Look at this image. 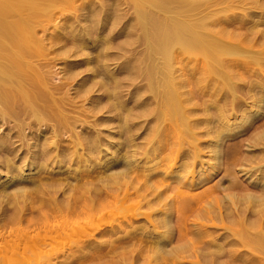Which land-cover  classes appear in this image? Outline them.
<instances>
[{
    "label": "bare ground",
    "instance_id": "1",
    "mask_svg": "<svg viewBox=\"0 0 264 264\" xmlns=\"http://www.w3.org/2000/svg\"><path fill=\"white\" fill-rule=\"evenodd\" d=\"M76 1L0 0V125H5L8 129L6 132L2 131L3 133H0V172L2 173V170H4L6 174L11 176V179L8 178L9 181L6 180L0 184V264H23L26 260L28 263L30 251L33 250L35 253V251H39L41 248V251H44L49 246H51L52 252L48 253L46 250L45 257L41 256L45 258L48 264L54 258L53 256L58 253L62 254L64 259L53 264H86V262L90 264H136L138 262L137 264H140L142 262L141 260L143 262L146 261V264H234L239 260V255L232 258L231 261L230 258L226 260V256H228L227 252L229 251L224 247L227 248V246H225V243L224 246L218 243L220 239L226 240L228 236L233 237L227 242L228 246L237 244H241L244 247L245 245L247 247L250 246L254 248L253 251L255 253L259 252L258 255L260 256L261 254L263 259L264 223L260 221L259 214H262L264 211V128L259 130L257 127L259 131L256 132L255 137L253 136V142L249 145V148L251 147L253 150L255 146H259L260 158L258 157V161L252 158L256 164L254 161L252 163L250 159H247V167L239 170L235 166L229 168L227 165L228 169L226 170L228 172L225 170L227 172L225 174L229 178L227 186L221 188L223 186L217 184L215 186L214 184L219 191L223 189V191L225 189L227 191L228 189L235 190L237 188L240 190L242 188L244 192L243 187L239 185L238 178H236V172L238 170V172L241 171L245 174L249 173L250 177L255 175L258 178L259 181L256 179V183L259 187H257L258 191H256L259 194L257 192H255L256 195L245 192L243 197L238 194L241 197L239 199L236 195H232V192L229 194L225 193L223 195L225 201L222 204L219 201L221 198L220 195V198L218 197V203L214 201V203L209 204L210 200H214V198H211L209 202L208 199L204 202L203 200L206 199L204 198L206 195L202 193L203 195L201 196L191 195L192 198L189 196L190 200L188 199L189 202L185 206L183 204L184 190L181 187L175 190L178 191L175 193L176 200L181 199L176 207L172 204L167 207L168 203H164L163 206L161 205V211L157 214H160L159 217L153 218L152 216H148L142 222H140L141 220H137L140 222V225L135 226V224L134 227L132 226L127 231L124 237L116 238H113L112 234L116 233L118 224L126 221L124 219L123 221L119 220L114 225L112 223L118 220V214V216L116 215V219L112 220L107 217H98L96 214L97 211L98 213L100 211L101 215V208L112 203V201L108 203L110 200H107L105 201L107 202L105 205L104 200L106 198H111L112 194H120L122 190H125L128 194L130 188H135V183L138 185L139 181L137 180L140 179L142 173L146 174V176L151 175L152 172H146L147 170L142 171L141 168L137 167L138 164L136 165V161L145 160V164L152 158L156 159L160 157V162H162L170 157L166 162L168 163L176 160L178 156L179 158L181 156H187V161H181L182 163L178 166L181 170L176 175L180 177L184 172L185 174L189 173L191 175L184 186L188 183L191 186H194L200 181L202 183L204 178L207 179L212 175L211 171L214 172L220 169L224 159L222 152L224 149L221 148V140L226 136H230V131H236L237 128H243L246 123H250L251 118L256 116L259 109L261 107L264 108L262 104L264 102V86H259V84L255 85L252 82L245 85H240L239 83L240 86H237L235 81L238 78L239 70L242 68H244L243 70H247L252 64H260L262 66L260 67V72L262 71L264 73V44L260 43L261 40L264 42V30L257 28L258 21L255 22L256 20L252 25H249V21L257 14L264 16V0H122L123 3L127 4V7L132 8L131 12H129V9L125 11V15L129 14L130 16L124 23V29L132 28L127 32V35H136L137 37L132 41L131 45H135L138 42L139 46L142 42L140 46L144 51V57L141 56L140 63L136 61L138 63V70L136 71L147 74L150 77L149 86H141V89H143V92L151 95L146 96L141 101L140 97L135 100L136 108L139 107L140 111L145 110L142 111V114L136 110L137 115L135 113L130 118L136 116V118H140V116L142 118L145 116L146 110H149L147 107L151 103H155V108H152V106L149 108L153 109L150 111L155 113L156 116V118H151V121L153 120L157 124L153 129L148 128L149 130L143 138V142H138V134L135 137V133L130 132L132 129L133 131L135 129L133 127L134 123L132 125H129L131 123L130 121V123H127V119H130L128 117L129 111H127L128 115L126 117L124 116L125 121L120 125V131L122 130V133L126 134V138L122 140V143L123 147L125 145V148L128 149L121 155L115 150L113 151V154L116 153L115 156L111 160H105L108 162H105L106 165L111 162L120 161V174H115L116 172L113 170L115 173L109 176L101 175L104 172L101 173L98 171L97 168L99 165L94 170H91L90 173L86 172L85 169H79L84 162H93L94 156H100V153L107 151L104 147H107V144L111 142H109L110 140L106 141V135L102 137L103 131L101 126L104 122L103 118H96L92 123H84L83 120V122L81 121L79 107H75V104L77 105V98L74 96V103L73 97L71 98L68 95V89L67 92L64 90L66 86L64 87L63 80L61 83L53 80L52 68L45 53L44 40L37 34V28L41 27L44 20L50 17L53 9H62L64 7L73 8ZM212 1L218 7L215 10H208V4ZM203 2H206L207 5H203ZM87 3L83 1V3L78 6L75 5L74 7L76 9L80 7L86 9L85 7H89L88 5H95L91 0L88 5ZM102 6H106V3ZM238 6L243 8V14L242 12L240 13L242 14L240 15L241 17H238L239 14L237 15L236 12ZM101 10L104 11V8ZM91 12L94 13L92 16H95L97 13V11H92V9ZM115 14L118 13L115 12ZM118 18L115 19L117 20ZM103 23H101L100 27H95L94 23L90 27L91 29H96V31H102L105 28V24ZM114 24H116V21ZM239 29L244 30L240 31ZM114 32L111 30L108 38L99 37L96 39L90 35L88 36L89 38L82 40L77 35H73L72 39L66 35L67 38L65 40L72 44L69 51H72V48L83 49V47L93 50L100 46L102 47L104 44H110L114 40V36L118 35V32ZM256 46L260 48L256 49ZM136 47H133V49ZM110 54L104 52L97 56H88L78 63L90 65L95 62V66L93 68L90 67L88 70L92 71L91 74L95 76L104 75L108 72L106 62L111 56H115V54ZM183 54L203 57L204 73L211 74V76L213 74V77H218L222 81L219 83L221 86L220 89L223 91L221 92L220 98L205 101L203 104L204 108H209V110L211 108L215 109L219 108L221 103L225 101L229 102L230 104L226 103L225 105H230L233 115L238 112L242 113H240L241 118H239V121H235V124H232L229 122L230 120H224L228 118V114L224 116V113H227L230 109L224 112L221 108L218 109L219 113L217 114H212L214 111H212V115L205 113L207 114V118H202L200 122H196V119L192 118L195 116L193 114H195L196 109L189 107L190 100L184 97L186 86L175 76L177 69L175 64L178 63L177 57L179 58ZM70 77L71 75L68 76V78ZM97 84L102 85L100 82H97ZM84 87L79 86L78 89L76 88V94L80 96V93L87 94L88 91L89 93L92 91L90 90L92 89L91 86L89 88L87 86L86 88L88 89H83ZM107 92L109 91L104 90L106 95ZM116 92L114 91V95L111 96L113 101L106 96L112 102L111 104L109 100V103L107 102L109 104L108 108H111V110L113 107L116 109L119 106ZM241 94L242 96H252V104H249L250 106L244 103L242 99H246L247 97L243 96L244 98H241ZM249 96L248 98H250ZM222 100L225 101L223 102ZM220 101L221 103L219 104ZM100 103L101 101H99ZM94 108L90 110H94ZM251 108L255 110L252 114ZM117 109L116 113L120 112L119 114L121 116V112L123 111L119 109L118 111ZM90 110L88 109L87 112ZM94 111L91 112L93 114L99 112L98 110L96 112ZM117 115L115 116L117 117ZM148 115H150V112ZM77 123H80V129H78ZM201 124L206 128H203L208 134H205L206 137L209 136L205 142L207 144L205 146L211 147L213 162L209 163L208 172L202 170V173L199 174L196 181L194 180L196 178L194 176V173H196L194 171L195 168L192 169V167L198 162L202 165L204 163L200 156L201 143L199 144L197 142H200V139L195 136V128L197 130ZM167 128L171 129L169 130L170 132L166 131L168 130ZM170 140L174 142V146H177V148H171L169 155L164 152L166 150L165 142H171ZM169 145L171 144L169 143ZM225 145L227 146L226 143ZM20 150L22 151L21 153H19ZM243 157L246 156L244 155ZM20 159L23 160L22 164L18 163ZM26 161L35 170L31 174H25L24 167ZM66 161L75 164L76 168L69 169L71 165L68 164L69 170H66L67 172L62 171L58 174L63 177L62 180L64 181H58L54 174L48 172L49 165L55 164L59 168V163L62 162L63 164ZM154 166L157 165H153L150 168L153 170ZM156 168L160 167L157 166ZM53 170H55V167ZM60 170L63 169L60 168ZM95 175L99 176V180H97L98 178L96 180L93 178ZM45 176L46 178L49 176L51 181H44ZM60 176L58 177L60 178ZM155 177L157 178V175ZM91 178L96 182H93ZM146 180L148 181L147 178L140 180L142 181L140 184L144 185H142L144 188H141L142 186L140 187V189H144L143 191H145L147 186L145 185L147 183ZM11 181H14V184L11 187H7ZM161 181H163H159L161 184L166 182L164 180ZM173 187L172 189L175 188ZM136 188V191H138L139 187ZM164 189L160 188L155 195L156 198L157 196L159 197L156 199L159 203H161L159 200L162 199L160 198L161 194L166 190ZM248 189L250 188L248 187ZM171 192L173 194V191ZM39 193H43V197L39 196ZM132 193L130 194L132 195ZM123 194L125 195V193ZM123 194L121 195L123 196ZM140 194L138 191V195ZM30 196L32 198H30V201H27V198ZM58 196L62 197L59 198ZM202 196H204V199ZM200 198L203 199L202 202L208 204L204 209L198 211L199 213L197 211L195 212V214L197 213L194 216L195 219H192V222L189 224L186 221V212L190 208L196 205L198 206L199 201H201ZM114 199L115 197H113ZM132 204L134 205V203ZM148 204L147 206H149ZM188 206L189 209H186ZM246 207L249 208V211H247L251 217L254 214L259 215L256 218L258 219L257 221H251L249 219L250 217L248 218L249 215L239 216L240 214L242 215L241 211H244ZM221 209L225 210L226 213L224 214L225 211L223 212ZM35 213L38 215L33 216ZM227 217L228 219L230 217L232 218L229 221ZM203 219L207 221L204 222ZM213 220H218L217 223L221 226L223 233H220L218 229H211L215 224ZM188 224L194 227L195 230L191 231L189 226H187ZM232 225H236L238 229ZM255 225L259 226L254 228ZM238 235L242 238L238 237L240 239L237 240L235 236ZM184 237L187 239L183 240L185 239ZM207 237H211V239H206ZM175 240L181 241L176 246L170 247V244ZM128 241H134L135 244L133 243V246L135 248L129 249L128 247L129 250L125 249L124 252L120 251L121 243L125 247L123 243ZM130 243L132 244V242ZM131 244L130 246H132ZM255 253L252 254L256 255ZM223 256L226 258L222 262L220 260ZM39 260L41 259L39 258ZM41 262L43 261L41 260Z\"/></svg>",
    "mask_w": 264,
    "mask_h": 264
},
{
    "label": "rangeland",
    "instance_id": "2",
    "mask_svg": "<svg viewBox=\"0 0 264 264\" xmlns=\"http://www.w3.org/2000/svg\"><path fill=\"white\" fill-rule=\"evenodd\" d=\"M83 1L85 3H87L88 1L90 2V0H77L75 5L78 6L81 3H83ZM91 1H93L95 3V5L94 6L93 5L90 6V5H88V3H89L88 2L87 5L90 8L89 7H85L86 9H84L82 7H80L79 9L78 8L76 9V7H74L75 5L73 6V8L75 10L72 7H64L62 9H59V8L58 9H53L51 11V13H50L51 14L50 17L47 20H44L43 25L41 27H38L37 28V34H38L39 37H42L43 40H44L45 53H46V57L49 59L50 67L52 68V72H53V76H54L53 80L55 82H57V83H61L62 80H63L62 83L64 84V87L66 86V88H64V87L63 88H64V90L66 92H67V89H68V95H70L71 98L73 97L74 103H75V100H74L75 97L77 98L76 99L77 105L75 104V107L76 106L79 107L78 110L80 111L79 113H81V118H82V119L80 118L81 121L83 120L84 123H86V122L87 123H92L94 121V119H96V118H99V117L103 118V120H104V122H103L104 126L102 124L103 127L101 126V129L103 131L102 134L104 136L102 135V137H105V135H106V138H105L106 141L110 140L109 142H111V143L107 144V147L108 148L103 146L104 149L105 148L107 149V151H104V153H100V156H94V161L93 162H91V161L84 162L85 164L83 163L82 166H81V168H79V169H82V170L85 169L86 172H89L90 173L91 170H94V168H96V166L99 165L98 168H97L98 171H100L101 173L104 172L103 174H101V173L100 174L102 176H109V175H113L115 172H116L115 174L121 172V165H120V161L114 162L115 164L113 162H111L110 164H107L106 165V163H108V162L105 161V160L106 159H110L111 160L115 156V154H116V153L113 154V151H115V150H116L117 153H119L121 155V154H124L126 152V150L128 149V148H125L126 147L125 145L123 147L122 140L126 138V134L125 133H122L123 132L122 130L120 131V125H122L124 123V121H125L124 118L126 117V115H128V114L130 115L131 114L130 116L128 115V117L130 118L131 116H133V114H135L137 112L136 110H138V112L140 111L139 107L136 108V101L135 100L138 97H140V101H141L146 96L151 95L149 93L143 92V89H141V86H149V84H150L149 83L150 82V79L149 78L150 77L147 74H143L141 72H139V73H141V74H139L138 71H136V70H138V67H137L138 65L137 64L140 63L139 61L141 59V56H143V54H144V51L142 50V47L140 46L142 44L141 40H140L141 44H139V46H138V42L135 45L134 44L131 45L132 41L135 40L137 36L136 35H133V36H131V35L128 36L127 35V32L130 31L132 28L129 27V28H126V30L124 29V23L128 20V18L130 16L129 14L125 15V11L129 9V12H131L132 11V8L127 7V4L126 3H123L122 0H91ZM104 3H106V6H102ZM202 4L203 5H207L206 2H203ZM208 5H209L208 6V10H215L218 7V5L214 4L213 1L210 2ZM102 8H104V11L101 10ZM91 9H92V11H97V13H96L95 16H92L94 13L91 12ZM105 9H106V11H105ZM242 9L243 8L240 7V6H238L236 8L237 15L239 14L238 17H241L240 15L243 14ZM115 12L118 13V14H115ZM241 12H242V14H240ZM113 13H114V15H113ZM115 15H117V17H115ZM115 18H118V19L116 20ZM115 21H116V24H114ZM254 21L255 22L258 21V26H257L258 29L264 30V25H262L264 23V16H261L260 14H257L256 16H254L252 18V20L249 21V25H252V23ZM93 23H94V26L95 27H100L101 23L105 24L104 30H102V31H98L97 30L96 31V29L95 30L94 29H91L90 26H92ZM111 30L115 31L114 33H117L118 32V35L114 36V40H112V42L110 44H104L102 47L100 46V47H98L96 49H93V50L92 49H89V48H86V47H83V49H75V48H72V51H69V49H71L70 47H72V44L70 42H67L65 40V38H67L68 36H70V38L72 39V36L73 35H77V37L78 38H82V40H84L86 38H89L88 36H90V35L91 36H94L96 39H98L99 37L100 38H103V37L104 38L105 37L108 38L109 32ZM239 30L240 31H243L244 29L243 30L239 29ZM66 35H67V37H66ZM260 43L264 44L263 40H261ZM136 46H138V47H136ZM257 46H259V45H257ZM257 46H256V49L257 48H260V47H257ZM133 47H136V48L133 49ZM104 52L111 53L110 55H114L115 54L114 57L111 56L109 58V60L106 62L107 63V70H108L107 74L105 73L104 75H96V76L93 75V74H91L92 71H90L88 69H90V67L93 68L95 66V62H93L90 65H83V64L78 63L79 61H81L82 59H84V58H86L88 56L89 57L90 56H97L98 54H101V53H104ZM183 57H184V59H183ZM136 61H138V63H136ZM177 62L178 63L175 64V66L177 68L176 69V72H175V76L182 81V83L184 84V86H186V88H185L186 92L184 93V97H186V98H188L190 100L189 101V107L196 109L195 114H193L195 116L192 117V118L196 119V122H200L202 118H205V117L207 118V116H206L207 114L212 115V114L219 113L218 112V109L219 108H221L222 111H224V112H225V110L228 111L230 109V105L229 106L228 105H225L226 103L227 104H230V103L229 102H226L225 100H224L225 102L222 100L224 103H221V101L219 102V104L221 103L220 105L223 104L222 107L224 105L226 106V107L225 106L223 107L225 109H223L222 107H220V105H219V108H215L216 110L214 108H211V107H210L211 108L210 110H209V108H204V105L203 104H204L205 101H212L214 99H219L220 98V95L222 94L221 92H223V91H221V89H220L221 86H220L219 83L222 82L220 80V78L213 77V74L211 76V74L208 75V73H206V72L204 73L205 67H204V64H203V57H201V56L194 57V56H191V55L183 54L179 58L177 57ZM260 67H262L260 64H252V66H250L247 70H243L244 68L240 69L239 72H238L239 73L238 78H237L238 80L237 79L235 80L236 81V85L237 86H240L242 84L245 85V84H250L249 82H252L255 85L259 84V86H264V76H263L264 73L262 71L260 72ZM70 75H71V77L68 78V76H70ZM257 76H260V77H257ZM88 77H90V78H88ZM97 82L102 83V85L101 84H97ZM239 83H240V85H239ZM79 86H85L83 89H85L87 86H88V88H89V86H91L92 89H90V90H92V91L90 93L88 91L87 94L80 93V96H81L80 97L79 95L76 94V88L78 89ZM116 86H118V87H116ZM102 87H103V89H102ZM88 88H86V89H88ZM104 90H108L109 91V92H107V95H106V93H104ZM112 90L117 91L116 93H117V97H118L117 99H118V104H119V106H118L119 108L118 107L117 108L119 110H122L123 111V112H121L122 113L121 116L119 114L120 112L119 113L117 112L118 113V115H117V113H116V109L117 108L115 109L113 107L112 110H111V108L110 109L108 108V105H109L108 103L109 102H110V104L112 103L110 101V100H112V97L111 96L114 95V91H112ZM110 92H112L113 94L110 93ZM102 94H104V95H102ZM109 94H111V95H109ZM101 96H103V97H101ZM106 96L109 97V98H111V99L109 100ZM240 96H241V98H244L243 96H245V95L242 96V94H241ZM248 96H245L247 98L246 99L244 98L242 100H244V103H246L247 106H250L249 104H252V98H251L252 96H249L250 98H248ZM103 98H104V100H103ZM108 100H109V102H108ZM99 101H101L100 104H99ZM105 103H107V104H105ZM92 104H93V108L94 107L98 108V109L94 108V110L96 109V111L97 110L99 111L98 113H94L93 114V112H91V111H94V110H90V109H93L92 108ZM262 104L264 106V102H262ZM106 105H107V107H106ZM120 106H122V108H120ZM151 106H152V108H155V103L154 104L151 103V105L149 107L151 108ZM123 107H124V109H123ZM149 107H147L149 110H146V114L147 115L146 114H145V116L142 115L144 118L143 117L141 118V116L138 114L140 116V118L138 117L139 119L136 118L137 116L136 117H132L135 120L132 119V118L127 119V123L129 121L131 122V123L129 122L130 123L129 125H132L134 123V126L133 127H134L135 130H137L139 128L137 131H135V130L133 131V129L130 131L131 133L132 132L135 133V135H134L135 137L137 136L136 134H138V136H137L139 138V139L137 138L138 139V142H143V138L145 137L146 133L149 130L148 128L153 129L154 126H156V124H157V123L155 124V121H153V120L151 121V118L152 119H153V117L156 118V116H155V113H153L152 111H150V110H153V109H150ZM141 108L143 109V107H141ZM88 109L90 111L87 112ZM133 109H134V111H132ZM261 109H263V110H261ZM75 110H76V108H75ZM144 110L145 109H143L142 111H144ZM230 110L228 112L226 111L227 113H224V116L228 114V116H227L228 118L227 119H224V120H230L229 121L230 123L235 124V121H239V118H241V114L242 113L240 112L241 113L240 114L238 112L239 114L236 113V114L233 115L232 114V110L231 111ZM251 110H252L251 114L255 112L254 108H251ZM81 111L83 113H85V112L86 113L83 114ZM96 111H94V112H96ZM125 111H126V113H125ZM127 111H129V113ZM142 111H140L139 113L142 114L143 113ZM147 111H148V113H147ZM212 111H214V112L212 113ZM215 111H217V112L215 113ZM149 112H150V115H148ZM124 113H125V115H124ZM205 113H207V114H205ZM257 113H259V114H257ZM257 113H256V116H254V117L251 118V121L252 122L250 121V123H246L244 125L247 128V130H246V128L244 126H243V128H245V129H243L242 127H241L242 129L241 128H237L236 131L233 130V131H230L229 132L230 133L229 134L230 136H226L224 139L221 140V144H222L221 145V148L224 149V151H225V152L222 151L223 152V157H224L223 162H222V165H221V167H220L219 170L217 169L218 171L217 170L214 171V172L211 171L212 172V175L209 176L207 179H205L203 177L204 179L202 180V183L200 181V182H197V184H195L194 186L189 185V183L184 186V184L186 183V181H188V179L190 178L191 175L189 173L188 174H185V172H184L182 174V176L184 175L183 177L182 176H180V177L179 176H176L177 173L181 170L180 168H178V166H180V163L187 161V159H188V158L186 159L187 156H181L180 158L178 156L179 159L177 158L176 160H173V161L168 162V163H166V162L168 161V159L170 157L167 160L162 161L163 163L160 162V157L159 158L157 157L156 159H153L152 158L149 162H146L147 164L146 163L144 164L145 160H142V161L139 160L138 162L136 161L135 162L136 165L138 164L137 167L141 168L142 171L143 170L144 171L147 170L146 172H152L151 175L150 176H146V174H144V173L141 174L140 179L138 178L139 180H137V181H139L138 185H136V183H135L134 184L135 188L134 189L133 188H130L129 191H128V194H129L130 197L125 192V190H122L120 192V194L119 193H116V195L115 194H112V197L111 198H109V199L106 198V200H104V202L107 201V200H110V201H108V203L111 202V201H112V203H109V205H108L107 202H105V205L106 204L107 205L104 206L103 208H101V212H102L101 215H100V211H99V213L97 211V214H96L98 217L99 216L101 218L102 217H104V218L107 217V218H110V220L116 219V217L119 215L118 216L119 218H117L118 220L113 221L112 224H114V223L117 224V222L119 220L120 221L121 220L123 221V219H124V221H126V222H122V224H118V228L116 229V233L112 234L113 238H116V237H124V235H126L127 231H129L132 228V226L134 227L135 224H136L135 226L140 225V222H142L143 220L145 221L148 216H152L153 218L159 217L160 214L159 215H157V214L161 211L160 210V209H162L161 205L163 206L164 203H168L167 207L170 206L171 204L174 207H176L177 204L179 203V201L181 199L176 200V196H175L176 194L175 193H177L178 191H175V190L180 189L181 187L183 188L182 190H184V200H183L184 203L183 204H185V206L189 202L188 199L190 200L191 195L192 196L193 195H200L201 196V195L205 194L207 196V197L205 195H204L205 197L202 196V198L203 197L206 198L205 200H203L204 198L203 199L200 198L201 201H199V203H198V206L199 207L196 205L197 208H196V206L193 207V208H190V209H189V206L186 208V209H189V211L188 212L185 211L187 213L186 215L188 216V217L186 216L187 220L186 219L185 220L188 221L189 224L192 222V219H195L194 216L197 213H199L198 211H200L201 209H204V207L207 206L208 203H204V202L207 201V199H208V202H209V200L211 198H214V200L213 199L210 200V203L209 204H212V203H214V201H216L218 203V197L220 198V196H221V198H222L223 195H225V193L226 194H229V193L232 192L231 194L232 195H236L239 199L244 196L245 192L246 193H249L250 192L252 194H255V192L258 191V188L257 187H259L257 185V183H256L257 181H259L258 178H256L255 175H253V176L250 177V174L249 173L245 174L244 172L242 173L241 171L238 172V170L241 169V168H246L247 167V165H248L247 159L248 160L250 159V161H252V163L254 161V159H252V158H255V160L258 161L259 154H261L258 151L259 146H255V148H254V150L257 153L251 147L249 148V145L253 142V139H252L253 136L255 137L256 132H258L261 128H264V116H263L264 115V108L261 107ZM82 115H84V116L82 117ZM115 115H117V117ZM135 115H137V113ZM147 116H149V117H147ZM117 118H118V120H117ZM147 120H148V122H147ZM154 120H156V119H154ZM196 122H195V124H196ZM118 123H119V125H118ZM260 123H261V125H260ZM77 124H78L77 125L78 126V129H80L81 128L80 123H77ZM216 125H217V123H216ZM262 125H263V127H262ZM202 126L203 125L201 124L198 127L197 130L195 128V136L200 139V142L199 141H197V142L199 144L201 143V145H200L201 148L199 147L200 150H201L200 151V153H201L200 154L201 160L204 162L203 165L198 162L195 166L192 167V169L195 168L194 171L196 173H194V176L196 178H194V180H196V181L198 179L199 174L202 173V170L208 172L209 163H212L213 162V160H212L213 158L211 157V156H213V154H212V152L210 150L211 147L210 146H207V147L205 146V145H207L205 142H206V140L208 139L209 136L206 137V135H208L207 132H206V130H205L206 128L204 126L203 127ZM233 126H235V125H233ZM257 127H258L259 130L257 129ZM42 128H44V127H42ZM203 128H205V129H203ZM167 129L168 130H166V131L171 130L169 128H167ZM7 130H8L7 129V126H5V125L1 126L0 125V133L6 132ZM197 134H199V135H197ZM140 135H142L143 137L140 136ZM224 142L227 144V146L225 145ZM165 143H166V150H165L164 153L170 155L171 148L172 149H175V148H177V146L175 147L174 146V142H172V141L171 142L166 141ZM169 143L171 145H169ZM202 144H203V146H202ZM247 144H248V146H247ZM167 145H168V147H167ZM169 146H170V148H169ZM244 150L247 151V152H245ZM80 151H79V153H80ZM251 151H254V152H251ZM21 152L22 151L20 150L19 153H21ZM81 153H83V151H81ZM95 155H97V154H95ZM244 155L246 157H243ZM240 156H241V158H240ZM247 157H251V158H247ZM99 158H100V160H99ZM207 159H209V160L206 161ZM236 160H237V162H236ZM22 161L23 160L20 159V161H18V163L19 164L20 163L22 164ZM40 161H42V160H40ZM151 161H153V162H151ZM239 161H240L241 165H240ZM62 162H65V161H62ZM62 162H60L61 164L59 163V165H60L59 168L55 164H51V165H49V169H51V170L48 169V172H51L52 174H54L55 175V178L57 177L56 179H58V181H64V180H62L63 177L60 176V175H58V174H60V172H62V171L67 172L66 170L75 169L76 168V165L75 164H72L71 162L69 163L68 161H66V163H63V164H62ZM242 162H244L243 165H242ZM68 164L71 165L70 168H69V165ZM223 164H225V165H223ZM236 164H238L239 166L236 165ZM255 164H256V162H255ZM153 165H157L160 168H156L157 166H154V168L152 170L150 167L153 166ZM227 165L229 166V168L230 167H234V166H235V168L236 167L238 168V170L236 172V174H237V177L236 178H238V181L240 182V184H239V182H237V183L241 187H243L244 192L242 191V188L241 187H240L241 189L239 188L240 190H238V188L235 189V190L228 189V191H230V192H228L227 189H225L226 192L223 191L224 189L222 191L221 190L219 191V190L216 189L215 186H217V185L223 186L221 188H225L227 186V184H228V179L229 178H227V176H226V174L228 172V170H226V169H228ZM54 167H55V170H53ZM165 167H167V168H165ZM60 168L63 169V170H60ZM100 168H102L103 171L100 170ZM161 168H163V169H161ZM0 170H1V168H0ZM24 170H25V174H31L32 172L35 171V170H33V167H30V164H28L27 161L25 163ZM30 170H32V171H30ZM162 170L164 171L163 173H162ZM2 171L4 173L3 172L2 173L0 172L1 173L0 174V184L1 183H4V181H6V180L9 181V179H11V176L10 175L6 174V172L4 170H2ZM225 172H226V174H225ZM156 175H157V178L155 177ZM58 176H60V178L61 177L62 178L60 179ZM44 178L43 179L46 182H48V180L51 181V178L49 176L47 178L45 176ZM93 178L95 180L98 178L97 180H99V176H97V175H95ZM144 178L145 179L147 178L148 181L150 180L149 182L146 180L147 183L145 185H147L148 188L146 186L145 191H143L144 189L143 190L140 189V187L143 185V184L142 185L140 184V183H142V181H140V180H145ZM94 179H92V181L93 182H96ZM160 179L161 180H164L166 182H164V183L161 184L160 182H163V181H161ZM256 179H257V181H256ZM156 180H159L160 182L159 181H156ZM168 180H169V182H168ZM44 181H43V183H45ZM167 183H169V184H167ZM254 183H256L255 184L256 186L253 185ZM13 184H14V181H11V183L9 182V185L7 187H9V186L11 187ZM139 184H140V186H139ZM178 184H180V185H178ZM214 184H215V186H214ZM143 186L141 188H144ZM172 186H174L175 188L173 187L174 189H172ZM136 187H139L138 191H139V193H141L140 195H138V191H136V189H137ZM248 187L250 189L252 188L253 191L251 192L252 189L250 190V189H248ZM160 188L161 189L162 188L163 189L164 188L166 189V190L164 189L165 191H163V193L160 196V198L163 199V200L162 199L159 200L161 203H159L156 200L159 197L158 196H157V198L155 197V195L158 193V190ZM156 189H157V191H156ZM170 190L173 191V194H172V192ZM236 190H237V192H236ZM136 192H137V194H136ZM123 193H125L126 197H125V195ZM130 193H132V195ZM42 194L43 193H39L38 195L41 196V197H43ZM121 194H123V196ZM148 194H150L151 196L150 195L148 196ZM210 194H212V195H210ZM238 194L241 197H239ZM208 195H209V197H208ZM32 196H34V195H32ZM32 196H30L29 198H27V201H30V198H32ZM44 197H46V196H44ZM58 197L60 198L62 196H58ZM113 197H115V199H114L115 201L113 200ZM125 198H126V200H124ZM221 198L219 199V201L222 204V202H224L225 200H224V197L222 198L223 201H222ZM152 199H153V201H152ZM150 200H151V203H153V204L150 203ZM202 200L204 202H202ZM130 201L132 203H134V205ZM147 201H149V202H147ZM154 202H155V205H154ZM200 202H202V204H200ZM119 204H121V205H119ZM147 204L149 206H147ZM150 204H151V206H150ZM110 207H111V209H109ZM263 207H264V205H263ZM186 209H184V210H186ZM245 209H246V211H245ZM245 209H244V211H241L242 212V215L240 214L239 215L240 217L241 216L243 217V216H248L249 215L248 218L250 217L249 219H251V221H257L258 219H256V218H258L259 215H260V221L262 223H264L263 222L264 221L263 220L264 219V211L262 212V214L261 213L259 215L254 214L251 217L250 214H249V212H248L249 211V208L246 207ZM105 210H107V211H105ZM196 211H197V213L195 214ZM221 211L224 212L225 210H222L221 209ZM126 212H128V213H126ZM106 213H107V215H106ZM225 213H226V211L224 212V214ZM35 214L33 216H37L38 215V214H36V215ZM150 214H152V215H150ZM123 217H125V218H123ZM231 218L232 217H230V219H228V217H227V220L230 221ZM188 219H190V220H188ZM137 220H139V221L141 220V221L138 222ZM203 221L206 222L207 220L206 219H203ZM217 221L218 220H216V221L213 220V222L215 224L213 225V227L211 229H213V230L214 229H218L220 233L221 232L223 233V230H222L221 226L217 223ZM189 224L187 226H189V228L191 229V231L195 230V228L192 227V226H190ZM226 224H228V223H226ZM209 226H211V225H209ZM232 226H234L235 228L238 229V227H236V225H232ZM257 226H259V225H255L254 228H257ZM112 236H111V238H112ZM185 237H187V236H185ZM238 237H241V236H239V235L238 236H235V238L237 240L240 239ZM230 238L232 239L233 237H229L228 236L226 238V240L225 239L224 240L223 239L222 240L220 239L219 242H218V243H220L221 246L222 245L224 246L226 244L225 246H227V248L226 247H224V248L229 251V252H227V254H228V256H226L227 258L225 256H223V258L220 261H222V262H223V260L225 261V258H226V260H229L228 258H230V261H231L232 258H235V256L239 255L238 256L239 257V260L236 261V263H234V264H264V258L262 259V255L261 254H260V256L258 255L259 252L258 253H255L253 251L254 248H252L250 246L247 247L246 245L244 247L243 245L241 246V244L229 245L228 246L227 245V242L230 241ZM186 239L187 238H185L183 240H186ZM206 239H211V237H207ZM176 241L177 240L173 241V243H175ZM180 241L181 240L177 241L175 244H173V243L170 244V247L176 246L178 243H180ZM130 242H132V244ZM133 243H134V241H128L126 243H123V244H125V247H123L122 246V243H121V245H120V251L124 252V250L125 249L127 250L128 247H129V249L130 248H133L134 247L133 246ZM130 244L132 246H130ZM41 249L39 251H35V253H34L33 250L30 251V253L28 255V257H30V258H28V261L29 262L27 263V260H26V262H24L23 264H48V262L44 258L45 257L44 255L46 254V252H48V253L49 252H52L51 251V246L45 248L47 251L46 250H44V251L42 250L43 251L42 252ZM53 252H54V250H53ZM252 253H255L256 255H254ZM56 255H57V258H56ZM56 255L53 256L54 258L52 257L53 259L51 260L50 264H53L55 262H59L60 260H63L64 259L63 256H62V254L58 253ZM41 256H44V257H41ZM229 256H231V257H229ZM39 258L43 262H41V260H39ZM260 259H262V260H260ZM141 261H142L141 263L139 262L140 264H144V262L146 264V261H144V262H143V260H141ZM226 262H228V261H226ZM86 264H90V263L89 262H86Z\"/></svg>",
    "mask_w": 264,
    "mask_h": 264
}]
</instances>
